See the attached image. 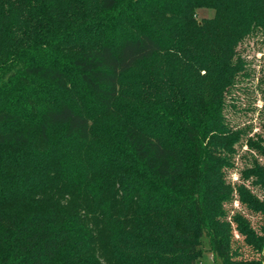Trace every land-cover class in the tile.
Returning <instances> with one entry per match:
<instances>
[{
	"label": "trees",
	"instance_id": "obj_1",
	"mask_svg": "<svg viewBox=\"0 0 264 264\" xmlns=\"http://www.w3.org/2000/svg\"><path fill=\"white\" fill-rule=\"evenodd\" d=\"M259 32L264 0H0V264H264L231 207L264 218V122L227 109Z\"/></svg>",
	"mask_w": 264,
	"mask_h": 264
},
{
	"label": "rangeland",
	"instance_id": "obj_2",
	"mask_svg": "<svg viewBox=\"0 0 264 264\" xmlns=\"http://www.w3.org/2000/svg\"><path fill=\"white\" fill-rule=\"evenodd\" d=\"M214 9L203 7L196 10V15L199 21L204 18H212L215 15ZM239 50L249 62L251 71L250 78H241L236 84V87L228 95V101L232 102L235 98L236 108L228 107V116L232 122L240 125L254 124V131L261 129V124L264 122V111L261 107L264 106V34L259 32L247 38L239 47ZM253 131V132H254ZM245 147L240 150V154ZM246 162V158L238 156L237 169L232 174V179L237 178L239 168ZM256 192L264 198V194L256 189ZM233 210H241L248 218L251 219L255 228H258L264 221L259 214L253 215L244 207L235 202ZM237 240L242 245L244 256H253L250 249L242 244V239L236 234ZM219 259L215 256L213 251L208 246L207 240L203 244V254L200 258V264H218Z\"/></svg>",
	"mask_w": 264,
	"mask_h": 264
}]
</instances>
